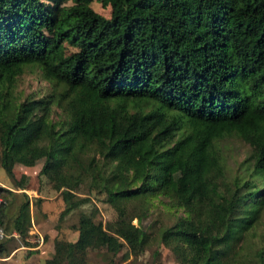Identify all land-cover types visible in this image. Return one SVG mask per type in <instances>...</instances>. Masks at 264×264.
Here are the masks:
<instances>
[{"label":"trees","instance_id":"trees-1","mask_svg":"<svg viewBox=\"0 0 264 264\" xmlns=\"http://www.w3.org/2000/svg\"><path fill=\"white\" fill-rule=\"evenodd\" d=\"M91 1L0 0V164L12 183L16 164L38 159L59 219L90 201L80 186L102 193L121 230L114 256L143 250V220L170 196L181 213L158 236L177 264H264V243L245 242L264 209V0H103L107 16ZM64 41L77 48L64 55ZM24 63L50 90L18 97ZM31 202L0 183V256L14 233L30 243ZM97 210L71 223L63 264H87L90 243L110 236ZM55 249L36 264H62Z\"/></svg>","mask_w":264,"mask_h":264},{"label":"rangeland","instance_id":"rangeland-1","mask_svg":"<svg viewBox=\"0 0 264 264\" xmlns=\"http://www.w3.org/2000/svg\"><path fill=\"white\" fill-rule=\"evenodd\" d=\"M90 5L98 12L109 15L110 6L103 0H92ZM77 47L66 41L62 42L59 51L64 55L72 53ZM23 70L16 76L14 88L19 98L28 94L40 95L51 88V81L45 77L41 67L33 63H24ZM144 101H136L135 108L145 107ZM54 117L55 112L51 113ZM245 144L234 140L232 147L235 157H241L244 153ZM232 163V162H231ZM40 161L33 160L31 157L14 166L15 176L20 185L12 183L11 178L6 173L4 167L0 164V182L3 185L12 187L15 190H24L31 199V213L33 216L27 239L30 243H24L17 233L9 236L7 241L8 249H11L15 243L23 245L17 252L18 261L23 258L22 263L36 264L42 261L55 249L57 260L63 264L66 252V240L74 239L77 231L71 226V223L77 220L78 214L82 210H89L92 205H96L98 210L95 218L101 219L104 226L109 230L110 236L105 241L91 242L88 263L87 264H177L174 254L170 248L159 240V231L162 226L172 223L180 209H176L171 203V197L154 198L151 204L148 217L143 222L152 230L150 241L144 246L139 254L127 253L126 248H122L114 256L110 250L115 246V237L121 235V230L117 229L114 222L115 210L103 200L104 195L91 190L85 186H80L75 192L81 195H89L90 201L71 210L62 219H59L60 209L64 202L58 190L54 189L50 182L43 176H38ZM23 186V187H22ZM40 196V203H35V197ZM136 221V218L133 219ZM248 246H254L259 242L264 243V209L257 224L250 227L246 241ZM23 253L25 256L23 257ZM114 256L113 260H110ZM1 262V261H0ZM2 264H10L8 260L2 261ZM18 263V262H17ZM20 263V262H19Z\"/></svg>","mask_w":264,"mask_h":264},{"label":"crops","instance_id":"crops-1","mask_svg":"<svg viewBox=\"0 0 264 264\" xmlns=\"http://www.w3.org/2000/svg\"><path fill=\"white\" fill-rule=\"evenodd\" d=\"M22 247H23V245L21 246V244L15 243V245L9 250V253L7 255L0 256V261L2 262V261H5V260H8V261L11 262L10 264H22L24 259L21 258L18 261V253H17ZM22 254H23V257H24L25 253L22 252ZM1 262H0V264H2Z\"/></svg>","mask_w":264,"mask_h":264},{"label":"built area","instance_id":"built-area-1","mask_svg":"<svg viewBox=\"0 0 264 264\" xmlns=\"http://www.w3.org/2000/svg\"><path fill=\"white\" fill-rule=\"evenodd\" d=\"M2 234V230H1V228H0V235Z\"/></svg>","mask_w":264,"mask_h":264}]
</instances>
